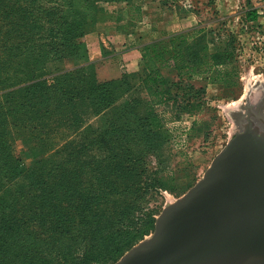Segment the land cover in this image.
<instances>
[{"label": "rangeland", "instance_id": "rangeland-1", "mask_svg": "<svg viewBox=\"0 0 264 264\" xmlns=\"http://www.w3.org/2000/svg\"><path fill=\"white\" fill-rule=\"evenodd\" d=\"M222 1L227 10L223 16L220 0H95L100 7L95 25L72 42L62 24L83 12L80 0L78 5L72 0H0V164L35 171L32 178L28 174L24 178L25 189L36 186L37 177L42 187L60 183L61 206L70 198L98 196V214L122 218L112 229H98L99 254L91 250L89 256L100 257L87 264H113L150 236L162 208L202 177L214 156L241 129L249 108L260 110L264 119V40L256 46L252 42V35L264 32V0ZM251 10L258 15L253 24L247 17ZM188 11L191 25L184 26L181 20ZM127 19L153 22L159 30L154 40L187 31L162 43L160 49L167 57L181 48L189 64L182 70L185 73L158 63L161 71L148 89L150 83L144 78L149 71L154 77V67L148 68L145 62L154 47L143 46L149 42L139 54H122L121 44L97 41L93 45H101L100 55L92 51L89 55L85 35L104 30L103 23H126ZM187 45L191 48L186 49ZM42 47L48 52L45 57L38 55ZM199 48L197 57L194 53ZM180 60L177 55L172 61ZM90 62L89 68L71 76H97L95 87L84 84L92 89L84 92V97L92 98L91 104L80 108L78 116L58 115V122H51L48 104L55 97L64 101L80 91L77 79L59 76L53 83V73ZM4 75L7 82L1 84ZM32 80L53 83L65 96L52 85L42 93L34 87L33 93L12 91ZM155 94L157 101L150 107ZM103 101L110 106L95 111ZM44 122L56 127L48 129ZM67 181L79 189L68 190ZM112 187L124 192L107 194L112 201L104 203L105 190ZM137 204L153 207L154 213L128 226L125 216L142 213ZM66 212L67 208L60 213Z\"/></svg>", "mask_w": 264, "mask_h": 264}, {"label": "trees", "instance_id": "trees-1", "mask_svg": "<svg viewBox=\"0 0 264 264\" xmlns=\"http://www.w3.org/2000/svg\"><path fill=\"white\" fill-rule=\"evenodd\" d=\"M73 1L78 5L79 0H72V2ZM80 2H82L80 7L84 13L80 10L79 13H74L70 23L64 20L62 24L64 34H67L69 40L72 42L77 41L79 37L92 29L91 27L95 25L96 13L100 10V7L95 4V0H80ZM257 16L255 10L248 11V20L256 23ZM186 32L187 31L178 34L173 33L174 35L171 34L169 37L150 41L143 46L146 50L150 47H154V54L148 55L145 62L148 68L154 67V77L152 76V72L149 71L144 78V81L146 80L150 83L147 87L148 89H150L151 83L157 80L156 76L161 71V68L172 67L176 69L179 74L185 73L182 72V70L189 64L185 63V59H183L184 54H181V48L174 50V52L167 57L163 56L160 49H162V43L167 40L172 42L175 37L183 36ZM188 48L191 47L187 45L186 49ZM49 49L57 52V48H55L56 50L53 48ZM201 49L202 48H199V50L195 51L194 54L197 57H199L198 51ZM46 51V48L42 47V52H39L38 55L40 57H45L48 55ZM177 55L181 56V60L176 63L172 60H175ZM91 63L92 62L85 63L69 69H58L56 70L57 72L53 73V83L59 76L77 79L80 85L76 89H80V91L78 95L74 96V94H72L64 101H60L55 97L54 101L48 104V110L51 111L48 116L53 117L51 122H58V115L68 114L70 116H78L77 114L80 108L86 109L87 106L91 104L89 100H92V98L90 99L88 95L84 97V92L92 90L88 85L92 84V86L94 85L95 87L97 76L95 78L93 76L89 78L71 76L74 72L89 68ZM158 63L161 68L156 66ZM39 69L41 70L42 68L40 67ZM6 82L7 75H4L1 84H6ZM73 82L74 84L77 83L76 81ZM53 83L46 84L44 80H32L22 86H18L12 91L26 89L32 90L33 93L35 88L37 92L42 93L52 85L54 88H57L58 94H62L64 97L65 91L53 85ZM85 83L88 85H84ZM41 84H45L46 87H40L39 85ZM63 84H65V81H63ZM104 85H106V83H103L101 86L103 87ZM69 86H71L70 83ZM4 87L9 88L10 85ZM7 92H10V90ZM150 93L152 94L153 92ZM54 96H56V89L54 91ZM155 96L156 98L152 99L150 107L154 105L153 103L158 97L157 94H155ZM149 103L146 107L149 106ZM197 105L198 104H195V106ZM109 106L110 102L103 101L95 108V111L98 112L101 109L105 110ZM150 109L152 110V108ZM44 124L48 129H50L51 126L56 127L46 122H44ZM56 164H63V162ZM34 173L35 171L33 170H20L15 165L9 167L7 164H0V264H5L9 261H13V264H87V262H90L89 259L91 258L98 261L100 256H93L92 254L89 256L91 250L99 254L97 251V242L99 240L98 229H112L120 223L122 218L120 216L111 218V216L103 213L98 214L95 211L100 205V198L98 196L94 200L86 199L81 196L76 199L74 198L75 200L70 198L68 201L64 202L66 204L65 206H61L60 203L63 202V200L58 199L57 196H59L62 188L61 184L56 181H53V187H51V184L42 187L41 184L43 183H41V178L37 177L38 184L29 189H25L24 178L27 174L29 178H32ZM64 185L68 190L73 192L79 189L72 188L69 181L65 182ZM122 192H124V190L117 187L107 188L105 190V197L103 198L104 203L112 201L111 198L106 196L107 194L114 193L120 195L119 193ZM51 193H54L55 196ZM145 206L146 205L143 204L140 207V205L137 204L135 207H139L142 213L135 211L134 213L132 212L131 216H125L128 226L136 220L154 213L153 207L146 208ZM66 208L68 212L65 214L60 213ZM105 217L107 218L104 222H101ZM122 224H125V222L123 221ZM10 249H12L13 252H11Z\"/></svg>", "mask_w": 264, "mask_h": 264}, {"label": "water", "instance_id": "water-1", "mask_svg": "<svg viewBox=\"0 0 264 264\" xmlns=\"http://www.w3.org/2000/svg\"><path fill=\"white\" fill-rule=\"evenodd\" d=\"M251 116L264 126L249 108L202 177L113 264H264V129Z\"/></svg>", "mask_w": 264, "mask_h": 264}, {"label": "crops", "instance_id": "crops-1", "mask_svg": "<svg viewBox=\"0 0 264 264\" xmlns=\"http://www.w3.org/2000/svg\"><path fill=\"white\" fill-rule=\"evenodd\" d=\"M220 1V8L222 10L220 16H223L227 10L224 9L223 1ZM144 15L146 14L144 13ZM186 15L187 18L184 19L183 17L181 23L184 26H190L191 21L189 19H191V11H188ZM127 20L128 21L126 23L117 22L116 24L110 23L107 25L103 23V25L105 26V28L103 27L104 30L98 29L95 32L85 35L84 40L86 41L87 47L89 48V55H92L90 51L93 52V55H100L99 48L101 45H98V47L96 48L93 44L97 43V41L100 43L101 41L107 40L112 41L115 46L121 44L120 47H124L123 49H121L123 51L122 54H124L125 51L126 53L139 54L142 45L147 42L153 41L156 38V36H154V32H159L158 26H154L153 22L144 23L142 22V20ZM88 41H91L93 43H91L90 45ZM136 41L137 43H134Z\"/></svg>", "mask_w": 264, "mask_h": 264}, {"label": "built area", "instance_id": "built-area-1", "mask_svg": "<svg viewBox=\"0 0 264 264\" xmlns=\"http://www.w3.org/2000/svg\"><path fill=\"white\" fill-rule=\"evenodd\" d=\"M251 24H253V21H250ZM262 25V23H261ZM257 28H259V24L257 25ZM252 39H253V44L256 45H260L262 44L263 40H264V32L262 33H257L256 35H252Z\"/></svg>", "mask_w": 264, "mask_h": 264}]
</instances>
